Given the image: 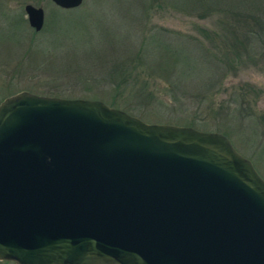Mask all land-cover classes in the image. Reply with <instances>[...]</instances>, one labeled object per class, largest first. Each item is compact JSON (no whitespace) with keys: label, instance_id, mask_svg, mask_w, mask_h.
Returning a JSON list of instances; mask_svg holds the SVG:
<instances>
[{"label":"water","instance_id":"1","mask_svg":"<svg viewBox=\"0 0 264 264\" xmlns=\"http://www.w3.org/2000/svg\"><path fill=\"white\" fill-rule=\"evenodd\" d=\"M0 260L264 264V178L223 133L21 91L0 103Z\"/></svg>","mask_w":264,"mask_h":264},{"label":"rangeland","instance_id":"2","mask_svg":"<svg viewBox=\"0 0 264 264\" xmlns=\"http://www.w3.org/2000/svg\"><path fill=\"white\" fill-rule=\"evenodd\" d=\"M28 3L45 9L39 31ZM58 7L0 0V103L21 91L99 99L148 123L220 132L264 178V0H84L70 15Z\"/></svg>","mask_w":264,"mask_h":264},{"label":"trees","instance_id":"3","mask_svg":"<svg viewBox=\"0 0 264 264\" xmlns=\"http://www.w3.org/2000/svg\"><path fill=\"white\" fill-rule=\"evenodd\" d=\"M58 8H60L58 11H57V13L58 14H60L61 12H63L64 14H66V15H70L69 13H72L73 12V10L74 9H63V8H61V7H58ZM70 21H71V18L69 19ZM70 27H72V26H70ZM52 30L53 31H55V28L54 27H52ZM73 30H71L70 32H72ZM70 42V41H69ZM54 44H57L58 42H53ZM69 47L73 50V53L75 54V53H77L79 50H78V47H77V45L75 44V43H73L72 45H69ZM179 52V51H178ZM179 54H180V57H181V55L182 56H184L185 54L183 53V52H179ZM139 55H141V53L139 54ZM177 57V56H176ZM74 58V57H73ZM183 58H185L184 59V61L186 60V56H184ZM75 60H80V59H75ZM178 61L179 62V58L177 57L176 59H174V61ZM183 62V61H182ZM135 69H133V70H131L130 71V73H129V76H128V78L129 79H132L133 77H134V74H135ZM145 88H146V86H143L142 87V89L143 90H145ZM141 89V90H142ZM114 100L113 101H109L110 102V104L111 105H116L117 104V102H115L116 100H117V98H116V96L113 98Z\"/></svg>","mask_w":264,"mask_h":264}]
</instances>
